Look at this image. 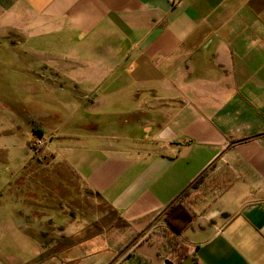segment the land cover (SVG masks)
<instances>
[{"label": "crops", "instance_id": "crops-1", "mask_svg": "<svg viewBox=\"0 0 264 264\" xmlns=\"http://www.w3.org/2000/svg\"><path fill=\"white\" fill-rule=\"evenodd\" d=\"M6 73L0 264H264V0H0Z\"/></svg>", "mask_w": 264, "mask_h": 264}, {"label": "rangeland", "instance_id": "rangeland-1", "mask_svg": "<svg viewBox=\"0 0 264 264\" xmlns=\"http://www.w3.org/2000/svg\"><path fill=\"white\" fill-rule=\"evenodd\" d=\"M16 83V81L15 80H13V78H12V80L10 79V76L8 75V73H6L5 75H1L0 74V98L2 97V96H4V95H6V96H8L9 94H10V87L11 86H13L14 84ZM24 144H26V141L24 142ZM40 146H42V144L40 145ZM40 146H37V147H35V145H34V143L31 145V148L33 149V150H35V149H37V148H39ZM26 148H27V145H26ZM28 149H22V148H20L19 147V153H18V164H21L22 163V161H24V159L27 157V155H28ZM44 169V170H42V169ZM34 173H36V175H35V178L37 177V174H39L38 175V179H40V178H44V175L45 174H47V172L45 171V165H43V166H41L40 165V169H39V171H34ZM50 177H51V179H50V183L52 184L53 182V180H55V179H53V175L51 174L50 175ZM71 180L74 182L73 184H76V182L74 181V179L73 178H71ZM200 185V184H199ZM37 189L38 190H40L39 188H37V186L35 187V190L37 191ZM82 189V188H81ZM83 190V189H82ZM68 193L67 194H71L72 193V189H70V188H68ZM60 194H61V191H60ZM65 194V193H64ZM182 203H184V202H182ZM181 204V203H180Z\"/></svg>", "mask_w": 264, "mask_h": 264}, {"label": "built area", "instance_id": "built-area-1", "mask_svg": "<svg viewBox=\"0 0 264 264\" xmlns=\"http://www.w3.org/2000/svg\"><path fill=\"white\" fill-rule=\"evenodd\" d=\"M34 145H35V147H37V146H40L41 143L40 142H36V143H34Z\"/></svg>", "mask_w": 264, "mask_h": 264}, {"label": "trees", "instance_id": "trees-1", "mask_svg": "<svg viewBox=\"0 0 264 264\" xmlns=\"http://www.w3.org/2000/svg\"><path fill=\"white\" fill-rule=\"evenodd\" d=\"M174 210V207H171L170 209H169V212H172ZM169 225H171V224H169Z\"/></svg>", "mask_w": 264, "mask_h": 264}]
</instances>
